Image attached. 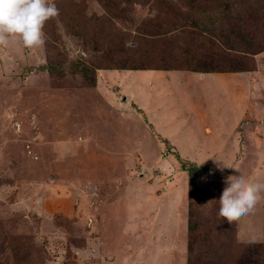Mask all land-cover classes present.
<instances>
[{"label": "rangeland", "instance_id": "374dc122", "mask_svg": "<svg viewBox=\"0 0 264 264\" xmlns=\"http://www.w3.org/2000/svg\"><path fill=\"white\" fill-rule=\"evenodd\" d=\"M52 2L0 46V264H264V193L218 211L264 182V0Z\"/></svg>", "mask_w": 264, "mask_h": 264}, {"label": "clouds", "instance_id": "9594fccd", "mask_svg": "<svg viewBox=\"0 0 264 264\" xmlns=\"http://www.w3.org/2000/svg\"><path fill=\"white\" fill-rule=\"evenodd\" d=\"M58 15L59 9L52 0H0V46L16 38L25 48L42 46L45 22ZM223 183L218 211L229 220L252 212L264 193V182L239 173L227 177Z\"/></svg>", "mask_w": 264, "mask_h": 264}, {"label": "crops", "instance_id": "0c3cea01", "mask_svg": "<svg viewBox=\"0 0 264 264\" xmlns=\"http://www.w3.org/2000/svg\"><path fill=\"white\" fill-rule=\"evenodd\" d=\"M213 85H215V84H213ZM228 86H229V85H228ZM229 87H230V86H229ZM239 118L242 119L243 117L240 115ZM189 120H191V118H189ZM228 130H229V132H230V131L232 132V129H228ZM171 132H172V134H174V133H175V130L173 129ZM248 132H249V131H248ZM248 134H249V133H248ZM181 135H182V134H180V133L178 132V134H176L175 137H180ZM191 136H192V135H191ZM251 136H252L253 138L255 137L252 133H251ZM152 139H153V138H152ZM256 139H258V138L255 137V139H253V140L258 141V140H256ZM200 141H201V140H200ZM227 141H228L229 143H233V140L231 139V134H230V136L227 135V140H226V142H227ZM154 143H155V146H157V145L160 146V145L162 144L160 141H159V143H157L155 139H154ZM180 144H181V143H180ZM199 144H200L199 142H196V143H195V146H196V145H199ZM181 145H182V144H181ZM207 145H208V142H206V143H203V142H202V144L199 145V147H197V149L204 150V151H205V155H206L207 152H208V149H209V148L212 149V146H211L212 144L209 143V147H208ZM175 146L177 147V149H178V151L181 153V155H183V156L186 155V156H187V154L184 153V150H182L183 148L180 149V147H184L183 145L179 147V145L177 146V144H176ZM213 146H215V144H214ZM114 149H115V148H114L113 146H110V150H114ZM146 149H147V148H146ZM210 149H209V150H210ZM212 150H213V149H212ZM209 153H210V152H209ZM210 156H211V155H210ZM202 157H203V155H202ZM252 158H253V157H252ZM250 169H251V168H250ZM259 172H260V171H259ZM259 172H258V173H259Z\"/></svg>", "mask_w": 264, "mask_h": 264}, {"label": "trees", "instance_id": "16d2710c", "mask_svg": "<svg viewBox=\"0 0 264 264\" xmlns=\"http://www.w3.org/2000/svg\"><path fill=\"white\" fill-rule=\"evenodd\" d=\"M206 6V5H205ZM204 6V7H205ZM203 7V8H204ZM262 8H264V6H262L260 9H262ZM202 9V8H201ZM200 9V10H201ZM201 13L203 14V12H202V10H201ZM199 17H200V12L198 11L196 14H194V16H193V23H195L196 24V21H198L199 20ZM197 18V19H196ZM259 18V17H258ZM193 168H194V166H193ZM193 168H190V170H192ZM201 168H203V169H205V168H207V167H201ZM198 169L199 168H194L193 170L194 171H198ZM189 170V169H188ZM190 170H189V175L191 174V172H190ZM192 170V171H193ZM203 173H205L204 171H203ZM188 183L189 184H192V176H190L189 177V180H188ZM190 210V209H189ZM195 216V214L194 213H192V214H189V216H188V220H189V223L191 222V220H192V218ZM193 224H194V222H193ZM192 227H193V225H192ZM188 229H191L190 227H188Z\"/></svg>", "mask_w": 264, "mask_h": 264}, {"label": "water", "instance_id": "95a60500", "mask_svg": "<svg viewBox=\"0 0 264 264\" xmlns=\"http://www.w3.org/2000/svg\"><path fill=\"white\" fill-rule=\"evenodd\" d=\"M123 99V98H122Z\"/></svg>", "mask_w": 264, "mask_h": 264}]
</instances>
